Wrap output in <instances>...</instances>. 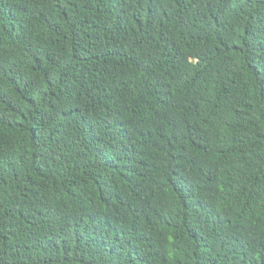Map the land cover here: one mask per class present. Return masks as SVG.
Segmentation results:
<instances>
[{
    "label": "trees",
    "instance_id": "16d2710c",
    "mask_svg": "<svg viewBox=\"0 0 264 264\" xmlns=\"http://www.w3.org/2000/svg\"><path fill=\"white\" fill-rule=\"evenodd\" d=\"M0 264H264V0H0Z\"/></svg>",
    "mask_w": 264,
    "mask_h": 264
}]
</instances>
